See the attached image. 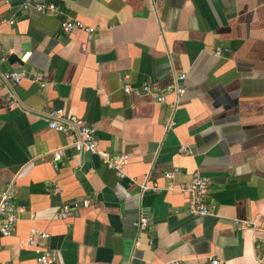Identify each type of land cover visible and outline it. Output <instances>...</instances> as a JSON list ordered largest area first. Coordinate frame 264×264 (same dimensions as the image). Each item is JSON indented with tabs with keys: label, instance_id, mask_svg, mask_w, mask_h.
Returning <instances> with one entry per match:
<instances>
[{
	"label": "crops",
	"instance_id": "1",
	"mask_svg": "<svg viewBox=\"0 0 264 264\" xmlns=\"http://www.w3.org/2000/svg\"><path fill=\"white\" fill-rule=\"evenodd\" d=\"M41 1L95 31L90 40L76 30L62 35L59 17L0 0V19L13 18L0 27V54L7 55L0 69L41 71L46 82L11 87L14 110L0 85V190L11 183L13 206L23 209L13 233L0 236V264H37L20 243L31 227L48 234L51 264H207L208 256L254 264L251 232L232 222L264 213V0ZM214 47L227 52L213 57ZM176 74L185 92L172 115L167 105L121 91L125 83L164 87ZM56 109L92 128L98 149L126 154L125 177L68 148L72 133L48 129ZM59 148L63 163L54 170L51 153ZM174 168V183L195 172L208 177L211 215H187L178 192L138 197L137 184L162 187V174ZM82 200L89 207L56 218L62 205ZM139 211L148 225L133 248Z\"/></svg>",
	"mask_w": 264,
	"mask_h": 264
},
{
	"label": "built area",
	"instance_id": "2",
	"mask_svg": "<svg viewBox=\"0 0 264 264\" xmlns=\"http://www.w3.org/2000/svg\"><path fill=\"white\" fill-rule=\"evenodd\" d=\"M7 4L8 0H2ZM21 12H29L38 15H46L49 17H59L58 28L62 35H68L70 32L76 30L85 33L87 40H90L94 34L95 29L91 26L83 24L81 21L71 19L62 15L57 4L51 2H44L41 0H23L18 6ZM13 18L0 19V27L5 25H12ZM227 52V49L221 47H214L208 53L209 55L219 58ZM30 53H25L19 60L24 63L28 60ZM7 60V55L0 54V66ZM26 80L31 84L43 88L46 85L43 73L41 71L26 72L20 68H16L13 64H9L8 70L0 69V85L7 88L5 94V104L8 110L18 108L17 101L10 88ZM184 76L180 74L173 75L170 83L164 87H158L156 83L143 84L139 88H132L125 83L121 87V91L125 95H132L134 97H150L155 103L167 105L171 115L177 108L179 99L185 92L182 83ZM167 96H171V100L167 101ZM49 120L47 127L61 134H73V139L69 143L68 148L72 149L77 154H89L96 156L102 165L108 170L112 171L115 177L119 180L125 177L124 167L127 165L128 156L126 154L111 155L105 151L98 149L97 141L94 137V131L89 126L81 123L74 116L64 117L61 109L52 110L47 114ZM173 125L171 119L165 124V128H170ZM180 152L185 153L186 149L181 147ZM64 148H59L51 153L50 165L54 170H57L63 163ZM178 173L176 168L166 171L162 174V179L165 184L158 187L156 184L147 185L146 183L137 184L138 197L146 192L155 193L159 191H170L182 193L187 198L186 214L193 217L209 216L213 212V207L205 203L209 191V179L205 175L195 172L191 175L187 182L174 183V177ZM117 187L118 184H115ZM14 191L11 183L6 184L0 190V236L6 237L13 233L15 224L18 220V214L23 212L21 207L13 206ZM89 207L88 200L81 202H73L71 204H64L56 214L58 220H63L73 209ZM33 218V215H29ZM236 229H248L252 234L253 243V261L254 264H264V213L254 220H234L232 222ZM147 217L143 211H139L136 219L131 223V227L135 232L133 239V248L138 247L140 243V234L147 230ZM48 234L35 228H29L26 238L21 241V245L29 248L35 254V262L37 264H51L56 259V253L45 248L44 243L48 239ZM149 246L152 245V239L147 240ZM207 264H225L214 256L206 258ZM121 264H128L122 262ZM156 264V263H149ZM166 264H178L177 261H169Z\"/></svg>",
	"mask_w": 264,
	"mask_h": 264
},
{
	"label": "water",
	"instance_id": "3",
	"mask_svg": "<svg viewBox=\"0 0 264 264\" xmlns=\"http://www.w3.org/2000/svg\"><path fill=\"white\" fill-rule=\"evenodd\" d=\"M8 62L13 63V62H17L16 59L14 57H8Z\"/></svg>",
	"mask_w": 264,
	"mask_h": 264
}]
</instances>
